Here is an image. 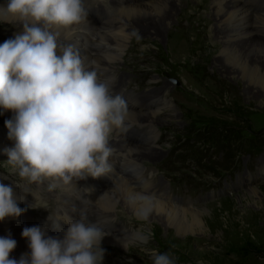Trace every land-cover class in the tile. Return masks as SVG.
<instances>
[{"label": "rangeland", "instance_id": "rangeland-1", "mask_svg": "<svg viewBox=\"0 0 264 264\" xmlns=\"http://www.w3.org/2000/svg\"><path fill=\"white\" fill-rule=\"evenodd\" d=\"M88 2L95 7L103 5ZM191 3L197 4L196 0ZM199 10L200 13H193L197 21L211 13L205 5ZM92 19L99 21L100 17ZM213 28V23L195 24L186 20L180 24L184 33L174 38L176 41L164 36L160 43L130 44L123 70L115 76L116 81L121 77L127 80L121 89L114 87L111 91L114 95L132 92L136 98L159 88L171 95L168 98L173 102L176 119L153 128L159 138L156 148L163 154L147 166L158 179L152 189L181 199L177 202L181 207L201 212V226L181 233L174 225L168 227L156 219L146 229L134 217L124 216L120 211V217H128L117 222L120 226L133 229L134 233L150 232L151 239L146 245H134L127 251L116 250L120 256L102 246L106 250L103 264H151L143 248L171 251L177 264H264V95L259 85L247 89L249 84L238 74H222L214 66L218 54L213 50L215 42L209 38ZM180 43L188 48L186 57L178 47ZM123 98L127 100L128 96ZM143 106L139 104L138 108ZM12 117L11 111L0 108V128L5 132L8 131L5 121ZM115 141L118 142L110 139V144ZM7 160L0 158V179L6 177L4 182L12 183L17 192L50 207L42 211L32 204L20 203L25 209L22 216L36 223L56 209L53 195H61L68 189L54 183L55 187L45 189L44 199L36 198L34 187H29L36 183L21 179ZM106 179L114 184L113 179ZM192 194L196 195L193 204Z\"/></svg>", "mask_w": 264, "mask_h": 264}, {"label": "clouds", "instance_id": "clouds-1", "mask_svg": "<svg viewBox=\"0 0 264 264\" xmlns=\"http://www.w3.org/2000/svg\"><path fill=\"white\" fill-rule=\"evenodd\" d=\"M0 13L23 22L22 31L0 44V108L13 113L5 121L8 138L14 141V147L5 150L7 164L29 183L48 178L67 185L108 175L110 139L115 131L127 132L128 104L111 93L73 45L60 41L59 29H71L88 17L86 0H10ZM5 179H0V221L25 212L20 207L23 197ZM156 202L146 188L128 198L134 215L144 222ZM66 222L62 237L49 235L47 226L25 227L22 236L30 251L19 259L11 255L17 241L10 233L0 236V264H103L106 250L101 242L109 233L99 221L91 222L82 209ZM151 235L138 231L122 242L128 250L146 245ZM142 250L151 264H177L171 251Z\"/></svg>", "mask_w": 264, "mask_h": 264}, {"label": "bare ground", "instance_id": "bare-ground-1", "mask_svg": "<svg viewBox=\"0 0 264 264\" xmlns=\"http://www.w3.org/2000/svg\"><path fill=\"white\" fill-rule=\"evenodd\" d=\"M191 1L193 0H111L95 7L86 0L88 17L83 23L74 25L71 29H59L60 41L73 45L85 60L86 66L94 67L99 79L107 82L112 91L114 87L118 90L127 80L121 77L116 81L115 76L117 77L118 72L123 70L124 55L130 44L160 43L164 36L176 41L174 38H179V35L184 33L180 30V24L186 20H192L195 24L213 23L214 28L209 31V38L211 42H215L213 50L218 54L214 66L222 74L232 76L238 74L249 84L250 87L247 86V89L251 90L254 89L251 88L254 85H259V90H262L264 95V0L262 3L260 0H196L197 4L194 5ZM207 1L210 2L209 5ZM9 2L10 0H0V10H6ZM204 5L209 7L210 15L200 16L198 21L195 20L194 14L200 13L199 9ZM98 8L101 9L100 13L96 12ZM97 15L100 20L94 21L92 17ZM22 29V21L0 13V44L14 38ZM132 32L135 36L130 35ZM5 35L7 36L4 38ZM139 37L142 39H138ZM178 47L185 56L188 51L185 44L180 43ZM189 49L192 50V47ZM160 84L167 86L161 82ZM123 93V97L128 96L126 100L129 108L128 130L113 132L111 140L118 142L110 144L113 149L109 159L112 169L101 179L99 187L86 188L89 186H85L82 180L74 179L65 185L48 178L42 183L27 185L34 187L33 194L39 199L45 198L44 193L47 194L45 189H49L48 186L52 183L60 184V188L64 190L68 189L62 191L61 195H53L58 208L60 230L67 229L66 220L78 217L83 209L91 222L95 223L98 220L100 226L109 233L101 243L107 249H112L114 256H120L116 250L127 251L122 242L123 238L134 233L133 229L128 230L120 226L121 223H117L120 219H128L120 217V211L124 216L134 217L146 229L154 224V220L160 219L168 227L174 225L181 233L185 230L192 232L195 226L200 227L199 217L202 215L201 212L181 207L178 203L172 202L168 195L152 189V185L158 179L150 174L151 168L147 166L152 165L163 154L162 150L156 148L159 138L153 128L154 125L167 124L170 120L176 119L173 114V102L169 101L171 95H168L165 89L159 88L150 89L136 98H133L132 92ZM139 104L144 106L138 108ZM133 141H137V144ZM12 147L14 141L8 138V131L0 128V158L7 159L5 150ZM107 177L113 179V185L106 179ZM145 188L157 197L155 210L147 222L138 220L133 207L128 203L131 194ZM18 194L23 197L21 204L49 208L37 200L32 202L21 192ZM38 208L42 211L48 210L45 207ZM35 225L33 219L22 215L19 218H6L0 221V236H7L10 233L17 241L12 257L19 259L22 254L30 251L20 226L25 228ZM62 236L63 233L60 237Z\"/></svg>", "mask_w": 264, "mask_h": 264}]
</instances>
